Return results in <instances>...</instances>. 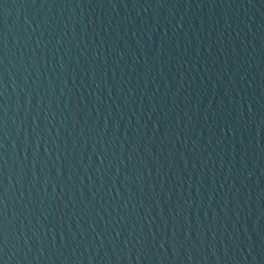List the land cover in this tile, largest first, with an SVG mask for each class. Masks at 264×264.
<instances>
[{
	"label": "water",
	"instance_id": "95a60500",
	"mask_svg": "<svg viewBox=\"0 0 264 264\" xmlns=\"http://www.w3.org/2000/svg\"><path fill=\"white\" fill-rule=\"evenodd\" d=\"M0 264H264V0H0Z\"/></svg>",
	"mask_w": 264,
	"mask_h": 264
}]
</instances>
